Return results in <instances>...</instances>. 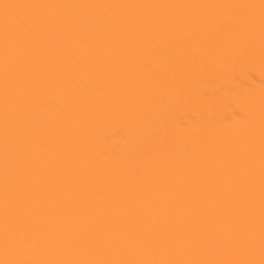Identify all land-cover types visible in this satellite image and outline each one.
Returning a JSON list of instances; mask_svg holds the SVG:
<instances>
[{
    "label": "snow or ice",
    "instance_id": "6c2138e0",
    "mask_svg": "<svg viewBox=\"0 0 264 264\" xmlns=\"http://www.w3.org/2000/svg\"><path fill=\"white\" fill-rule=\"evenodd\" d=\"M0 51V264H264V0H0Z\"/></svg>",
    "mask_w": 264,
    "mask_h": 264
},
{
    "label": "bare ground",
    "instance_id": "6f19581e",
    "mask_svg": "<svg viewBox=\"0 0 264 264\" xmlns=\"http://www.w3.org/2000/svg\"><path fill=\"white\" fill-rule=\"evenodd\" d=\"M22 2L33 3H140V4H242L259 3V0H22ZM264 80L257 67L255 74H241L239 79L232 82V86L240 90L253 89L257 93L256 111L258 114V93ZM3 89H2V51H0V203L3 195V117H2ZM211 107V101L198 105L183 104L176 106L169 113V121L178 124L181 121L193 123L201 119L202 112ZM122 125L114 121L107 126V132L112 136L113 144L121 143ZM3 216L0 209V259H3Z\"/></svg>",
    "mask_w": 264,
    "mask_h": 264
}]
</instances>
